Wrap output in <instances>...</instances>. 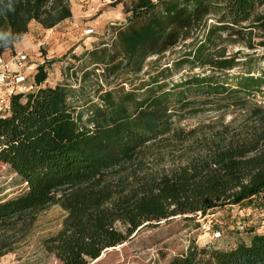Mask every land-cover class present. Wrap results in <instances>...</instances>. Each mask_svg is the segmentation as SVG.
I'll return each instance as SVG.
<instances>
[{
    "label": "trees",
    "instance_id": "1",
    "mask_svg": "<svg viewBox=\"0 0 264 264\" xmlns=\"http://www.w3.org/2000/svg\"><path fill=\"white\" fill-rule=\"evenodd\" d=\"M115 3L123 4L126 21L112 24L110 41L85 54L93 68L81 81L127 75L131 88L38 87L11 95L0 116V162L25 184L0 200V257L11 251L16 225L53 204L65 217L44 247L60 264H89L102 241L124 239L117 224L129 233L175 198L193 197L203 210L255 198L264 206V101L252 102L264 96V0ZM71 16L69 0H0V56L14 51L31 22L51 29ZM229 45L247 52L227 54ZM179 46L161 65L160 57ZM45 68L37 66L34 85L46 80ZM234 68L238 74L225 78ZM194 69L211 74L173 79ZM90 91L96 98L79 104ZM229 109L246 115L236 125L220 118L199 137L176 126L186 115ZM152 149L176 150L178 162L154 170ZM168 264H264V233L227 250L190 245Z\"/></svg>",
    "mask_w": 264,
    "mask_h": 264
},
{
    "label": "rangeland",
    "instance_id": "2",
    "mask_svg": "<svg viewBox=\"0 0 264 264\" xmlns=\"http://www.w3.org/2000/svg\"><path fill=\"white\" fill-rule=\"evenodd\" d=\"M69 3L72 12L69 19L50 30L31 22L27 34L14 46V51H5L2 58L8 59L16 52L27 54L28 63L34 67V70L29 71L31 83L37 66L46 65L47 78L39 86L34 85L33 91L38 87H54L64 82L77 90L81 84L90 85L93 89L102 83L103 88H113L116 85L124 86L125 89L131 88L128 80L132 77L127 75L109 78L107 82L90 75L85 82L81 81L82 73L93 68L89 66L85 54L101 40L110 41L112 24L119 25L126 21L123 4L115 3V0H69ZM87 29L92 32L87 34ZM254 40L259 39L256 37ZM180 48L181 46L175 48L174 53L167 52L161 56L160 64L176 58V52ZM238 49L243 53L247 52L239 45H229L227 54ZM261 52L262 49L257 50V54ZM155 58L152 56L147 60L149 62ZM239 71L240 69L234 68L224 76L231 79ZM187 73L211 74L210 70H182L173 79L179 81ZM134 82L136 85L139 81ZM8 96V91L0 90V116L8 113V109L4 107ZM88 98H96L93 91L83 95L78 103L82 104ZM263 101L264 96L261 94L252 98V102L258 105L263 104ZM245 115V109H229L222 113L206 111L186 115L178 120L176 126L185 132L192 131L194 137H199L206 131V125L220 118L225 124L236 125ZM171 151L164 150L162 155L152 149L153 154L148 153L147 160H150L154 170L167 169L178 162V151ZM24 189L25 184L21 183L19 177L8 165L0 162V200L13 197ZM201 204L193 197H179L166 204L164 214L140 218L129 233L125 226L117 224L124 239L102 241L100 256L89 264H168L174 256L185 253L190 245L227 250L240 243H249L254 234L264 233V206L259 198L239 205L214 206L205 210ZM64 217L65 211L59 205L53 204L24 218L8 234L13 240L11 251L0 257V264H60L56 256L45 249L44 241L61 229Z\"/></svg>",
    "mask_w": 264,
    "mask_h": 264
},
{
    "label": "built area",
    "instance_id": "3",
    "mask_svg": "<svg viewBox=\"0 0 264 264\" xmlns=\"http://www.w3.org/2000/svg\"><path fill=\"white\" fill-rule=\"evenodd\" d=\"M90 34L92 30L85 31ZM0 56V90L9 92L4 107L9 108V98L11 95L27 93L34 89V83L29 82L33 64L28 63V55L23 52H16L8 59Z\"/></svg>",
    "mask_w": 264,
    "mask_h": 264
},
{
    "label": "crops",
    "instance_id": "4",
    "mask_svg": "<svg viewBox=\"0 0 264 264\" xmlns=\"http://www.w3.org/2000/svg\"><path fill=\"white\" fill-rule=\"evenodd\" d=\"M63 22H64V21H63ZM63 22H61V23H63ZM61 23H59V24H61ZM59 24H58V25H59ZM53 28H54V27H53ZM53 28H51V29H53ZM49 30H50V29H49ZM18 42H19V41H18ZM18 42H17V43H18ZM17 43L15 44V46L17 45Z\"/></svg>",
    "mask_w": 264,
    "mask_h": 264
}]
</instances>
